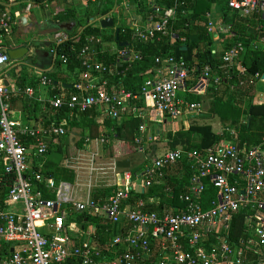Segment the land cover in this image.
I'll return each mask as SVG.
<instances>
[{
  "label": "built area",
  "instance_id": "obj_1",
  "mask_svg": "<svg viewBox=\"0 0 264 264\" xmlns=\"http://www.w3.org/2000/svg\"><path fill=\"white\" fill-rule=\"evenodd\" d=\"M223 1L242 17L253 13L264 16V0ZM5 6V0H0V46L14 26L15 17ZM175 8L176 5L164 8L150 3L145 25L131 28L133 38L145 41L154 39L156 34L165 35ZM107 17L90 19L88 25L95 26V22ZM213 29L209 24L208 31L213 34ZM46 39L51 45L50 54L56 58V47L70 40V36L54 31ZM101 39L85 36L77 53L83 70L71 86L74 93L49 99L50 106L72 113L103 107L112 119L142 118L141 108L171 120L187 119L201 112V105L186 103L177 95L185 90L203 94L208 84V67L196 81L182 59L156 58L157 73L143 83L138 94L132 95L123 88L109 89L110 73L97 58L102 53ZM259 44H264V36ZM243 51L241 43L231 46L223 53L222 62L234 64ZM116 53L119 60L128 64L140 59L132 48L117 49ZM60 60L66 65L64 56ZM9 64L8 55L0 52V264H148L153 258L151 264H264V139L259 145L223 143L187 154L178 148L153 158L138 176L143 189L158 182L165 168L185 157L191 162L190 191L182 197L185 208L179 211L172 207L160 212L146 211V204L141 201L134 208L128 205L133 177L130 174H124L122 189L104 201L93 200L91 195L84 200L75 199L71 183H56L35 169L48 152L49 140L62 137L65 130L58 124L37 127L10 117L9 103L5 101L8 88L2 72ZM37 78L41 86H50L45 75ZM32 93V88L25 91L28 96ZM144 130L142 124L140 134ZM135 143L140 144L141 138L136 137ZM204 181L217 192V198L205 210L199 203ZM39 184L55 198H44ZM240 211L245 212V228L244 237L237 244L230 242L229 233L232 219ZM78 212L105 218L119 227L130 225L124 236L118 234L111 239L108 252L112 259L92 242L93 231H84L69 221L70 214Z\"/></svg>",
  "mask_w": 264,
  "mask_h": 264
},
{
  "label": "trees",
  "instance_id": "obj_2",
  "mask_svg": "<svg viewBox=\"0 0 264 264\" xmlns=\"http://www.w3.org/2000/svg\"><path fill=\"white\" fill-rule=\"evenodd\" d=\"M34 1L41 4L44 0ZM119 2L120 0H94L93 2L86 0L89 7L82 16H78L74 8L66 9L67 18L70 20L68 23L73 22L76 25L70 32L58 28L55 30L66 32L70 36V40L56 47L54 68L45 73V76L50 80L49 99L61 96V90L66 97L74 93L73 89L69 90L59 85L57 75L64 68L66 73L71 74L70 76H73L75 80L78 79L79 73L83 69L79 64L77 53L84 45V38L89 35L99 37L101 31L98 26L88 25V22L90 19L108 16L113 7L119 5ZM142 2L139 1L137 4L139 8H142ZM214 2V0H154L153 3L164 8L176 5L175 16L169 20L165 35L156 34L152 40L138 41L133 38L134 30L122 24L117 28L119 40L116 41V32L114 31L107 41L115 43L117 49L132 48L140 56V59L129 64L120 60V64L117 60L118 56L108 53L98 55V60L106 66L110 74L113 72L114 75V77L111 75L109 77V89L112 87L115 90L123 88L132 95L138 94L143 83L153 77L152 73L158 67L155 63L156 58L165 59L167 56H173L176 59H182L189 68L190 75L196 81L204 68H209L205 97L187 90L180 91L177 96L186 103L201 106L205 99H209L210 106L207 113L218 118L222 131L217 134L211 125L198 124L196 118L193 117L186 119L191 122L189 126L186 127L183 124L179 130L174 132L167 130L165 139L169 150L179 148L184 154L191 151L204 152L223 143H236L239 146L259 145L264 139V103L256 104L254 102L255 84L261 77H264V44H259V39L264 36V16L261 13H253L250 16L242 17L229 9L223 0H218L222 13V24L228 31L226 37H222L226 41L222 44V51L218 53L212 48L216 41L214 34L208 31V19L206 18L207 12ZM83 19L84 22L81 23ZM116 20L114 17V24L117 23ZM57 23L59 24V21ZM77 28H80L79 32H75ZM13 32L14 29H12V34ZM120 42L127 43V46L120 47ZM237 43H241L243 46V53L234 64H224L222 62L223 53ZM24 44L28 49L35 46L32 41L28 40H25ZM60 56L67 59L66 65L61 62ZM116 66L118 67L114 71ZM216 79L219 80L218 83H215ZM39 84V78H34V76L28 79L18 77L15 82L16 89L11 90L7 87L8 93L5 101L9 103L11 118L19 119L24 123L31 122L44 128L51 124H58L65 130L64 135L59 139L64 138L72 127L87 128L91 139L100 137L101 133L98 132V126L93 119L97 115V108L93 107L82 113L78 111L72 113L66 108L55 109L50 106L48 101L38 102L25 94L27 88L36 89ZM72 84L70 85L72 86ZM19 104L21 105L20 112L17 111ZM76 116L80 119H78L79 121L76 120ZM105 116L103 123L112 129L113 133L108 136L105 135L106 132H103V137L108 136L120 143H134L135 138L140 137L139 127L144 125L141 117L125 116L118 122V119L110 118L107 113ZM48 151H50L49 146ZM190 168L191 162L186 157L172 167L165 168L163 176L158 182L152 183L141 192L132 190L127 204L134 208V205L139 201H147L151 198L158 199V204H146L144 206L146 211L160 212L165 207H167L166 209L172 207L178 211L184 209L185 203L181 199L190 191L189 181L193 174ZM35 169L45 177L53 178L56 183L68 182L72 184L75 179L72 170L58 164H46L44 168L36 167ZM204 185L205 190L199 201L203 210L208 209L217 198L216 189L208 181H204ZM38 188L42 191L44 198H55L53 194L46 191L42 184H39ZM113 193L112 189L94 191L91 193V198L104 201ZM244 216V211L234 215L229 233L230 242L238 244L239 240L244 237ZM69 221L83 230L93 227L94 233L91 240L109 259L113 257L108 252L113 236L118 234L124 236L130 228L127 223L119 227L105 218L91 216L87 212L71 213ZM152 261H149L148 264H151Z\"/></svg>",
  "mask_w": 264,
  "mask_h": 264
},
{
  "label": "crops",
  "instance_id": "obj_3",
  "mask_svg": "<svg viewBox=\"0 0 264 264\" xmlns=\"http://www.w3.org/2000/svg\"><path fill=\"white\" fill-rule=\"evenodd\" d=\"M84 1L86 2V0H44V1H42L43 3H45L44 6L47 8L49 7L51 9V11L46 16L47 19H43L40 22L41 26H43L46 23H52L51 29H52V31L53 30L55 31V30H57L56 28L58 25H60V23H62V24H64V22L68 23L70 21L69 18H67V14H66V9H68V8H74L77 15L82 16L81 13L84 14V11L81 12L82 11L81 7L84 4ZM139 1L141 2L143 0H120L119 5L118 6L115 5L113 7L111 13L108 14V16L111 17L112 19L115 17V19H117L116 20L117 23L114 24L113 28H100V30H101L100 36L102 38L101 39L102 44L100 46V48L102 50L101 54L108 53L112 56L114 55L117 57V53H116L117 46H116V44L113 42H109L107 40L109 39L110 36L113 35L114 31L119 26H121L122 24L127 25L130 28H133L134 26L143 27L145 25L144 21H145V17L148 14L147 12H148V8H149V4L150 3L152 4L154 0L143 1L142 2V5H143L142 8H139V6L137 5V4H139ZM30 2H35V1L34 0H11V2H8V0H5V4H6L5 9H8L9 12L14 15L16 20L18 19L19 21H21V23L23 25H26L28 23V20L31 17L30 16V10H31ZM37 4H40V3H37ZM133 4L136 6L137 14L136 15L131 14L130 15L131 19L129 21L128 16L127 17L124 16V11L126 13H129L131 8H133V6H134ZM219 4H220V2H218V0H216L210 6V9L207 12L208 14L206 16V18L208 19L207 28H208L209 24H211L214 27L213 34H214V40L216 42L212 48L214 49V51H218V53L222 51V48H223L222 44L224 41H226L225 39L223 40L222 37L223 36L226 37V35L228 34V31H226V29H224L225 26L222 24V20H221L222 13H221V9H220ZM28 5L30 6L29 10H26ZM79 11L81 13H79ZM44 17H45V15H44ZM58 21H59V24L57 23ZM113 23H114V21H113ZM99 26H100V24H99ZM219 29L221 31H218ZM79 31H80V28H78L75 32H79ZM12 35L13 34H11L8 37H5L1 41L2 44H1L0 49L1 48H9V49H12L14 51V53H13L14 59L9 58L10 64L8 65V68H7L8 70H10V69H12V70L8 71L6 73V76L5 75L3 76L5 78L4 79L5 85L9 89L14 90V89H16L15 82H16V80H18V77L19 78L25 77L26 79H28V78L34 76V78H37L39 74L45 75L46 72L51 71L54 68L55 58L49 52L50 48H51L50 43L47 41H44V40L40 41L39 45L38 44L35 45L36 49L38 46H40V48H41V49H37V55H38L39 60H40L38 62L40 64L43 63V64H47V65L43 71L36 70L35 68L34 69L32 68L30 70L27 67L31 66V64H30L31 62H29L30 54H31V48L35 47V46H32L29 49L28 53H24V51L22 50V46L26 45V44H24L25 40L24 39L23 40H16V39H14V37ZM34 52H35V50H34ZM97 58H98V56H97ZM44 59H46V61H44ZM117 60L120 63V60L119 59H117ZM42 61H44V62H42ZM118 66L114 67V71ZM156 73H157V68H156V71L154 73H152L153 74L152 76L154 77L156 75ZM70 75L71 74L66 73L65 69L62 68V71L57 75V77H58L57 79H58L59 85H61L63 88L72 90V87L70 84H72L75 81V79L73 76H70ZM110 75H111V77H114L113 72H111ZM10 76H12L13 82L9 81ZM50 91H51L50 86L44 87V86H41L39 84L36 87V89H33L32 95L31 96L27 95V96L30 98H34L38 102L44 103V102L49 100ZM60 94L65 95V93L62 90H61ZM201 95H203V97H205V92ZM254 102L256 104L264 103V77H261V79L255 84ZM209 106H210L209 99H205L203 106H201V113H207ZM18 109L19 110H17V111L20 112V110H21L20 104L18 105ZM147 113L149 115H153L152 111L145 109V108H141V114L143 115L141 119L144 123L146 121ZM21 114H22V111H21ZM207 114H209V113H207ZM105 115H106L105 109L103 107H99V108H97V115L93 118L94 123L98 126L97 127L98 132L101 133L99 138L91 139L89 137V132H88L87 128L85 129L82 127H72L71 128L72 132L69 131L67 133V135H65L64 138L52 139L51 141L49 140L48 146L50 147V151H48L47 154H45V156L42 157L41 160L38 161V163L35 165L39 168H44L46 164H51V165L52 164H54V165L58 164V165L63 166L69 170H72L74 172V175H75L74 182L72 183V186L73 185L75 186V187L73 186L74 190H75V192H74L75 199L82 200L81 197H76L75 194H76V191H82L83 189H86L85 197L87 195H91V193L94 191H102V190L112 189L113 192H115L118 189H122V187L124 185V177H123L124 174H130L131 177L133 176L132 182H131L132 190H134L135 192H141L143 190V188L141 187V181L138 179L139 178L138 176L141 174V172L143 171L145 166L150 164L151 160H145L141 164L139 163V164L135 165V167H133V168L131 167V162L129 161L130 166L128 169H119L117 167V163L121 162L122 160L118 159V156L123 151V148H122L121 143L119 141L108 138V136H109L108 134L113 133V130L109 129L108 127H106L104 125L103 121H104V118L106 117ZM158 117H157V119H158ZM214 118L215 117H212L210 115L209 118H205L202 120L204 122H206L207 124H209L207 119L210 120V119H214ZM78 119L79 118L77 117L76 120H78ZM148 120H149V118H148ZM119 121L120 120L118 119V122ZM163 124L167 125L166 122H163ZM37 127H39V126H37ZM76 130H78V131L80 130L81 132L79 134L78 140H76L75 144L72 145V136L71 135L73 134V131H76ZM213 131L216 132L217 134L221 133L220 131H215V130H213ZM103 132H106L107 134H105V135H108V136L103 137V134H104ZM143 133H142L143 134V140L145 142L144 145H146V146L144 148L143 147L140 148L139 153L153 156L157 150L156 149L157 146L152 145L151 139H150L151 135L148 134V132H146V134L148 136L147 135L145 136V130ZM142 134L140 135V138H141ZM159 135H160L159 132H157V136H159ZM64 140H65V142H64ZM79 144H80V146H79ZM140 144H137V145H140ZM109 150L112 153H109ZM127 150H128V148H126L124 151H127ZM106 153L111 155L110 160L107 161V162H110L108 164L111 165L110 166L111 170H113V171L125 170L127 172L122 174V178H119L118 180H114L111 184L100 183V184L93 185L91 182L87 183V184L83 183V181L81 180V174L79 172L81 170V167L84 166L85 169L89 170L90 172L96 171L97 168L102 170V167L105 165V164H102L103 161H105L103 156ZM58 155H60V157H61L59 162L56 161ZM76 157H80L82 159V162L76 163L74 161ZM61 161H62L63 165L60 164ZM98 161H100L101 164L98 163ZM132 170H134V173H132ZM89 175L92 176L93 174L90 173ZM141 202H144L147 205H149V204L156 205V204H158V199H151L150 198L147 201L145 200V201H141ZM84 231H91V232L93 231L94 232V228L88 227Z\"/></svg>",
  "mask_w": 264,
  "mask_h": 264
},
{
  "label": "rangeland",
  "instance_id": "obj_4",
  "mask_svg": "<svg viewBox=\"0 0 264 264\" xmlns=\"http://www.w3.org/2000/svg\"><path fill=\"white\" fill-rule=\"evenodd\" d=\"M143 1H145V0H143ZM30 4H31V10H30V16L31 17L28 20V23L26 25H23L21 23V21H19L18 19L16 20V18H14V26H13L14 32H13L12 36L16 40H18V39L23 40L24 39V40L34 42L33 43L34 45H37V44L39 45L40 41H43V40L46 41L47 40L46 36L51 35L54 31V30L52 31V29H51L52 23H49L50 27H43V28H41V24H40V22L43 19H47L46 16L48 15V13H50L51 9L49 7L48 8L45 7L44 6L45 3H43V2L41 4H37L35 2H30ZM87 7H89V6L84 1V4L81 7L82 8L81 12H83V11L86 12ZM131 10L129 11V13H126L124 11V16L125 17L128 16L129 21L131 19V16H130L131 14H134V15L137 14V9H136L135 5L133 6V8H131ZM81 12L79 11V13H81ZM81 14H83V13H81ZM44 15H45V17H44ZM95 21H96V19H95ZM83 22H84V19L81 20V23H83ZM94 25L101 28L99 26L98 22H95ZM37 49H41L40 46H38ZM37 49H36V46L31 48V54H30V59H29V62H31L30 63L31 66L27 67V68H29L30 70L32 68L33 69L35 68L36 70L43 71L47 64H43V63L40 64L38 62L40 60H39V57L37 55ZM34 50H35V52H34ZM44 61H46V59H44ZM44 61H42V62H44ZM7 68H8V66L3 68V70H2L4 73L3 75H5V76H6V73L8 71L12 70V69L8 70ZM9 81L13 82L12 76L9 77ZM152 114L153 115H149L147 113V117L149 118V120L146 117V121H145L144 125L146 128L145 129V136L147 135L146 132H148V134L151 135V136L150 135L149 136H150L152 145L157 146L156 147L157 150L153 156L139 153V149L142 147L144 148L146 146V145H144L145 142L143 140V134L144 133L141 136V142L142 143L140 145L135 144V142L134 143H128V144L127 143H121L123 151L119 154L118 159H120L122 161H124V160L130 161L132 168L135 167V165H137L139 163L141 164L145 160H152L153 158H155L159 155H162L168 151L169 146H168V143L165 139L166 138L165 133L167 132V130L177 131L183 126V124L186 125V127H187L191 123L186 119L171 120L169 118L160 117L159 115L155 114L154 112ZM157 117H158V119H157ZM207 120H208V123L213 127V130L221 132L222 128H221V125H220L217 117H215L214 119H210V120L207 119ZM202 121H203L202 119H196V123H198V124H207L206 122H204V121L202 122ZM162 122H166L167 125L163 124ZM161 124H163V125H161ZM70 131H71V129H70ZM80 132H81L80 130L79 131L78 130L73 131V134L71 135L72 136V145H74L75 141L78 140ZM157 132H159V134H160L159 136L156 135ZM64 142H65V140H64ZM126 148H128V150L124 151ZM109 153H112V152L109 150ZM110 156L111 155H109L108 153L104 154L103 158L105 159V161H103L102 164H105V165L102 167V170L97 168L96 171L90 172L89 170H86L84 166H82L81 170L79 172L81 174V180L83 181V183L87 184V183L91 182L93 185L100 184V183L111 184L114 180H118L119 178H122V174H124L127 171H125V170H119V171L111 170L110 169L111 165L108 164L110 162H107L110 160ZM60 159H61V157H60V155H58L56 161L59 162ZM74 161L76 163L77 162L81 163L82 159L80 157H76ZM98 163L101 164L100 161H98ZM60 164L63 165L62 161L60 162ZM90 173L93 175L92 176L89 175ZM75 195H76V197H81L84 200L85 195H86V189H83L82 191H76Z\"/></svg>",
  "mask_w": 264,
  "mask_h": 264
},
{
  "label": "water",
  "instance_id": "obj_5",
  "mask_svg": "<svg viewBox=\"0 0 264 264\" xmlns=\"http://www.w3.org/2000/svg\"><path fill=\"white\" fill-rule=\"evenodd\" d=\"M99 24H100L101 28H113V26H114L113 19L111 17H107V18H104V19L100 20ZM75 25L76 24L73 23V22L64 23V24L58 25L57 28L60 29V30H65L67 32H70L75 27ZM43 27H50V24L46 23L43 26H41V28H43ZM115 31H116V41H118L119 40V37H118L119 31H118V29H116ZM119 46L120 47L127 46V43L120 42ZM22 50L24 51V53H28V51H29V49L26 46H22ZM0 52H4V53H6L8 55L9 58L14 59V56H13L14 51L12 49L1 48ZM191 117L196 118V119H205V118H209L210 115L207 114V113H201L200 112V113H198L196 115H193ZM129 166H130L129 165V161H127V160H124V161H121V162L117 163V167L119 169H128Z\"/></svg>",
  "mask_w": 264,
  "mask_h": 264
}]
</instances>
